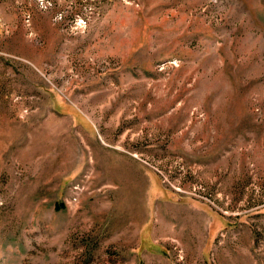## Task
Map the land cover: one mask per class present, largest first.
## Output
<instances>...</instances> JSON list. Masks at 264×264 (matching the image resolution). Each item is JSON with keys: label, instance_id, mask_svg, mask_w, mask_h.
<instances>
[{"label": "rangeland", "instance_id": "rangeland-1", "mask_svg": "<svg viewBox=\"0 0 264 264\" xmlns=\"http://www.w3.org/2000/svg\"><path fill=\"white\" fill-rule=\"evenodd\" d=\"M0 264H264V0H0Z\"/></svg>", "mask_w": 264, "mask_h": 264}]
</instances>
